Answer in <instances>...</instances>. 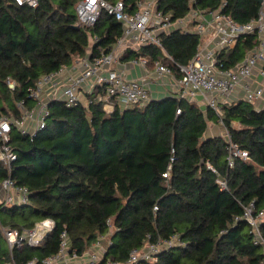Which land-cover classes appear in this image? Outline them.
I'll use <instances>...</instances> for the list:
<instances>
[{
	"label": "trees",
	"instance_id": "obj_1",
	"mask_svg": "<svg viewBox=\"0 0 264 264\" xmlns=\"http://www.w3.org/2000/svg\"><path fill=\"white\" fill-rule=\"evenodd\" d=\"M79 1L41 0L28 7L0 0V118L19 119L24 109H32L30 90L42 76L109 53L118 43L124 25L107 12L92 26L79 24ZM124 1L134 10L138 0ZM263 5L264 0H159L158 8L172 20L192 9H221L246 24ZM160 37L161 46L128 48L122 59L161 60L181 77L179 65L196 55L201 36L174 28ZM258 44L257 33L244 34L218 57L234 68ZM262 64L264 69V59ZM219 107L204 111L187 100L162 99L107 112L93 99L88 106L52 99L46 125L36 134L13 125L10 144L17 159L11 170L0 162V182L11 177L31 194L25 206L0 204V264L10 254L1 228L22 231L47 218L55 229L41 245L13 249L20 264L55 254L65 230L70 253L78 256L100 236H110L113 242L101 264L126 262L133 249L174 234L185 246L163 249L157 262L147 264H261L264 247L254 242L252 226L242 215L252 200L264 210V109L248 100ZM209 121H222L250 158L230 167L226 135L204 137ZM219 178L227 188L220 187ZM261 233L264 237V225Z\"/></svg>",
	"mask_w": 264,
	"mask_h": 264
},
{
	"label": "built area",
	"instance_id": "obj_2",
	"mask_svg": "<svg viewBox=\"0 0 264 264\" xmlns=\"http://www.w3.org/2000/svg\"><path fill=\"white\" fill-rule=\"evenodd\" d=\"M16 4L28 7H37L41 0H13ZM193 2L194 0H190ZM159 0H138L135 9L128 5L124 0L110 2L108 0H80L76 4V13L79 24L92 26L98 20L103 12L113 15L123 26V35L118 39V43L109 53L96 56L94 59H83L84 69L77 75L67 77L66 84L61 94H58V78L66 67L58 71L42 76L31 88L30 97L35 100V106L32 109H24L21 118L12 119L8 116L0 118V162L8 170H11L12 163L17 159V153L10 144L12 126H17L23 133L32 135L43 129L46 125V119L49 115V102L52 99L62 100L67 106H74L78 103H84L88 106L91 99L102 102L103 108L107 112L114 110L115 106L122 105L124 108L134 106H144L149 102V87L143 81L129 79L119 70L112 69L110 66L119 60L124 48H140L144 45L161 46V33L170 31L174 28L188 30L192 26V32L200 36L210 33L213 41L219 49L224 47H233L238 38L244 34L257 33L259 44L249 52L244 60L234 68H227L223 61L218 57V48L212 47L203 50L199 47L196 55L185 65H179L182 73L180 79L181 94L186 97H197L200 94L212 93L219 96L229 95L241 83L243 79L252 76L254 69L258 64L263 63L264 59V5L260 10L259 16L249 23L240 24L236 20L224 14L221 9L200 11L192 9L185 17L172 20L167 14H164L159 8ZM132 9V10H131ZM191 31V30H188ZM97 37L92 41L96 42ZM166 56L172 60L171 56ZM137 63L144 67L148 66V59L145 56H139L135 59ZM156 70L160 75L172 74L173 70L167 63L161 60L155 61ZM264 78V69H259ZM97 77L85 99L81 92V87L91 77ZM11 87L13 83L9 81ZM247 87V100L254 102L263 96V88L251 89ZM47 88L54 89L53 97L46 99L44 96ZM209 106L220 111L219 102L215 97L209 100ZM264 109V103L261 107ZM181 108L177 109V113ZM222 123V121H220ZM223 124V123H222ZM227 138V163L234 167L237 159L248 160L250 158L247 150L242 149L235 143L228 130ZM215 171V169L209 165ZM169 166L167 172L163 175L170 176ZM218 183L223 189L227 188V182L224 178H219ZM29 190L25 186L17 185L13 178L9 177L0 182V204L8 206H25L29 203ZM157 205L154 206L156 210ZM252 226L254 242L262 244L264 247V237L261 228L264 225V210H258L256 201H250L245 207L242 215ZM108 225L110 231L113 230L112 219L109 217ZM55 222L51 218L41 220L36 223L34 228L18 229L1 228L9 249V256L3 264H20L14 258L12 251L16 247L25 245L39 246L45 240L47 235L55 229ZM113 239L110 236H100L93 244L86 255V261L82 264H101L105 253L112 244ZM70 238L65 230L61 234L59 250L46 258L40 259L34 257L26 264H72L73 258H80L77 254H71ZM175 246H185L180 240L178 234H174L167 240L158 243L147 242L142 248H135L131 251L126 262L106 260L105 264H147L155 263L158 260V254L166 248ZM261 264H264V259Z\"/></svg>",
	"mask_w": 264,
	"mask_h": 264
},
{
	"label": "crops",
	"instance_id": "obj_3",
	"mask_svg": "<svg viewBox=\"0 0 264 264\" xmlns=\"http://www.w3.org/2000/svg\"><path fill=\"white\" fill-rule=\"evenodd\" d=\"M188 30L192 31V26H188ZM204 44V45H202ZM204 46V47H203ZM217 47L216 43L213 41L212 36L210 33H206L201 36V43L200 48L203 50H208L212 47ZM133 48L132 46L130 49ZM218 48V51L221 49ZM123 51L122 55L120 56L119 60L114 62L110 68L116 69L119 71H122L127 78L136 79L139 81H143L147 84L149 87V94H150V101H160L162 99H173V100H187L188 102H193L197 104L202 110L206 111L209 107V100L212 97H215L217 101L220 104H226V103H233L237 102L239 100H247V87L246 85L250 86L251 89H257V88H263V96L258 98L253 102L256 109H261L263 103H264V78L259 72V69L263 67V64L260 63L258 66L254 69V72L252 76L249 78L243 79L241 83L233 90L229 95L223 97L219 96L218 94H212V93H205L200 94L197 97L191 98L182 96L181 94V85H180V79L181 77H177L174 72L172 74H163L160 75L157 70L155 63H149L147 67L142 66L141 64L134 61L135 59H122V56L124 55L126 49ZM84 69L83 66V59H78L76 62H74L71 66L66 67V69L63 70L61 75L58 78V94H61L64 85L66 84L67 77L70 75H77L81 73ZM97 77H91L88 80L85 81L83 86L81 87L82 95L84 96V99L86 95L91 90L92 86L94 85ZM56 91L51 88H47L45 90L44 96L46 99H50L53 97V93ZM148 102V103H149ZM119 107L124 109L122 105L119 104ZM218 135H226V129L224 125L218 121L208 122L207 130L204 134V137H213ZM86 255L80 258H73L71 260L72 264H82L86 261Z\"/></svg>",
	"mask_w": 264,
	"mask_h": 264
},
{
	"label": "rangeland",
	"instance_id": "obj_4",
	"mask_svg": "<svg viewBox=\"0 0 264 264\" xmlns=\"http://www.w3.org/2000/svg\"><path fill=\"white\" fill-rule=\"evenodd\" d=\"M202 45H204V44H202ZM204 47V46H203ZM214 122V121H213Z\"/></svg>",
	"mask_w": 264,
	"mask_h": 264
},
{
	"label": "water",
	"instance_id": "obj_5",
	"mask_svg": "<svg viewBox=\"0 0 264 264\" xmlns=\"http://www.w3.org/2000/svg\"><path fill=\"white\" fill-rule=\"evenodd\" d=\"M261 1H263V0H261ZM79 26V25H78Z\"/></svg>",
	"mask_w": 264,
	"mask_h": 264
}]
</instances>
